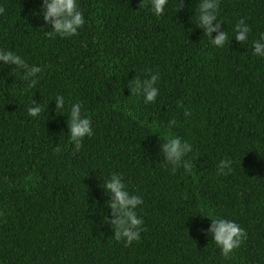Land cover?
<instances>
[{"label": "trees", "instance_id": "trees-1", "mask_svg": "<svg viewBox=\"0 0 264 264\" xmlns=\"http://www.w3.org/2000/svg\"><path fill=\"white\" fill-rule=\"evenodd\" d=\"M79 3L85 25L60 37L41 30L42 0H0V47L43 68L30 88L15 65L0 66V264H264V58L252 48L264 0H221L230 37L241 18L251 28L246 44L233 37L224 48L196 27L198 0L181 9L169 0L160 17L150 0ZM150 71L159 96L145 104L128 81ZM32 99L45 108L39 117L27 113ZM74 102L94 133L78 152L67 127ZM168 134L192 145L191 171L165 165ZM221 160L227 174H217ZM112 173L143 198L144 230L130 246L100 223L110 199L101 179ZM209 214L246 231L228 258L206 234Z\"/></svg>", "mask_w": 264, "mask_h": 264}, {"label": "clouds", "instance_id": "clouds-1", "mask_svg": "<svg viewBox=\"0 0 264 264\" xmlns=\"http://www.w3.org/2000/svg\"><path fill=\"white\" fill-rule=\"evenodd\" d=\"M143 0H141L140 5ZM221 0H198L195 10V25L202 29L204 35L209 38L211 45L217 48H224L232 38L237 43L246 44L249 40L251 28L244 18L235 24L231 37L222 28V23L218 20V11ZM169 0H150V8L153 15L160 17L164 14ZM184 7L183 0H180V9ZM5 13V8L0 6V15ZM40 14L43 17L44 27L50 26L49 34L60 37H73L78 34L85 23L84 12L80 8L79 0H42ZM213 33H217L213 36ZM253 54L264 58V33L258 39L252 41ZM15 65L11 70L18 73L20 79L27 82L28 87L33 88L39 81V74L43 68L36 64H29L21 55L16 52L0 47V66ZM160 73L149 72V76L144 79L133 78L128 81L132 97L140 96L145 104L155 103L159 96L157 86ZM51 101L55 102L56 114L63 113L66 105V98L62 94H57ZM48 108V105H47ZM83 106L80 102L70 104L68 112L67 127L70 140L78 152L83 147L86 137H91L93 133L92 120L83 114ZM45 111L44 106L34 99L30 101L27 113L31 117H39ZM60 115V114H59ZM187 115V113H186ZM176 125V120L168 122L167 127L171 129ZM161 139V137H160ZM164 142L159 145V152L163 155L165 165H171L173 171L183 167L185 171H191L192 161L186 159L192 152V145L179 136L168 134ZM57 153L61 151L58 145L55 149ZM227 170V171H226ZM231 171V161L221 160L218 165L217 174H227ZM100 187L104 195L110 197L100 208V223L107 225L114 231L113 237L117 242L123 241L125 246L132 245L133 241H139L141 232L144 230V219L138 215L137 209L143 204L140 195L128 191L123 176L119 173H112L108 177L101 179ZM104 208L110 209V215L104 212ZM208 217L211 221L206 234L220 249L222 256L228 258L238 249L246 238V231L237 222L222 216Z\"/></svg>", "mask_w": 264, "mask_h": 264}]
</instances>
